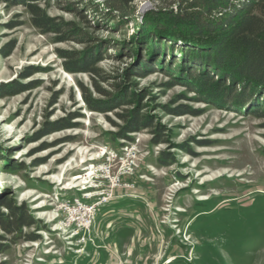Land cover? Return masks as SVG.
<instances>
[{
    "label": "rangeland",
    "instance_id": "374dc122",
    "mask_svg": "<svg viewBox=\"0 0 264 264\" xmlns=\"http://www.w3.org/2000/svg\"><path fill=\"white\" fill-rule=\"evenodd\" d=\"M176 1L137 0L138 18L122 21L103 0H39L63 29L43 34L24 5L0 0V198L26 206L38 222L20 238L0 232L7 240L0 264H264V94L244 106L221 101L183 74L187 43L162 40L157 21L147 26L156 39L141 31L145 14L177 11ZM146 3L151 8L141 14ZM91 54L102 60L94 74L65 70ZM14 88L26 91L8 96ZM134 113L153 127L118 138L121 117ZM75 114L76 128L38 139ZM106 146L130 147L126 163L137 167L124 183L134 187L117 188L93 227L76 236L59 209L97 188L100 176L81 185ZM160 158L175 163L165 167ZM32 235L39 239L28 241Z\"/></svg>",
    "mask_w": 264,
    "mask_h": 264
},
{
    "label": "trees",
    "instance_id": "16d2710c",
    "mask_svg": "<svg viewBox=\"0 0 264 264\" xmlns=\"http://www.w3.org/2000/svg\"><path fill=\"white\" fill-rule=\"evenodd\" d=\"M7 3L24 5L32 15V24L43 34H61L62 25L36 4L39 0H3ZM137 0H103L102 6L108 15H117L122 21L138 18ZM177 11L171 8H162L148 12L143 16L140 27L145 34L156 39V33H160L165 39L176 41L180 39L187 43L181 48L185 55L183 62V74L192 82L201 85L204 92L213 88L214 93L221 101L224 99L236 100L240 106L252 101L255 95L264 94V0H177ZM114 19V18H113ZM157 21L154 30L147 28L150 23ZM148 31H151L150 33ZM155 33V34H154ZM60 42L67 41L65 38ZM171 40V41H172ZM162 43V42H161ZM154 44V43H153ZM162 45L155 48V53L162 52ZM14 50V46L8 52V57ZM174 51V50H173ZM61 57L68 59L65 54ZM192 60V62H191ZM102 60L94 54L79 58L74 64H65L67 72L95 73V67ZM176 62V61H175ZM153 67L151 63L145 64ZM32 71L29 75L36 74ZM17 90L16 88H14ZM26 89H18L9 93L15 96ZM201 91V90H200ZM132 97V96H129ZM251 99V100H250ZM89 108L95 112L101 111L86 99ZM57 99L52 102V106ZM131 103L130 98L116 107L102 110L103 113L113 112L122 105ZM188 114L182 112V115ZM81 116L78 114L68 119L59 120L49 124V127L41 137L76 128L74 123ZM263 117V116H260ZM125 128L123 134H117L118 138L130 140V134L153 127L149 120L140 113H134L130 119L121 117ZM155 145L162 142H153ZM161 165L169 167L174 159L160 158ZM45 161L35 163V166L44 164ZM19 172L25 171L24 166L17 168ZM6 210V213L2 212ZM38 227V222L30 215L26 206L18 207L5 197L0 198V232L13 238L23 237V230ZM6 236L0 235V254L5 253ZM26 237V236H25ZM28 241H37L38 235L27 237Z\"/></svg>",
    "mask_w": 264,
    "mask_h": 264
},
{
    "label": "built area",
    "instance_id": "2783aa9c",
    "mask_svg": "<svg viewBox=\"0 0 264 264\" xmlns=\"http://www.w3.org/2000/svg\"><path fill=\"white\" fill-rule=\"evenodd\" d=\"M120 151H116L109 146L104 147L97 155L96 159L92 161H101L99 165L93 164L88 169L87 174L92 173V181L99 178L100 182L97 184V188L91 187L94 192H81L79 199H71L63 202L59 209V212H65L69 215L68 228L76 230V236L81 232L87 231L93 227L97 214L102 208H104L114 198L117 188L126 187L133 188L134 185L126 184L125 176L133 178L136 172V161L132 160L130 164H127L129 157L131 156L130 147L121 148ZM123 151V152H122ZM131 159V158H130ZM113 163L122 165L123 172L115 173ZM94 177V178H93ZM107 183L108 186H105ZM95 189H98L96 192ZM73 190V189H70ZM94 193V194H93ZM75 236V237H76Z\"/></svg>",
    "mask_w": 264,
    "mask_h": 264
},
{
    "label": "bare ground",
    "instance_id": "6f19581e",
    "mask_svg": "<svg viewBox=\"0 0 264 264\" xmlns=\"http://www.w3.org/2000/svg\"><path fill=\"white\" fill-rule=\"evenodd\" d=\"M151 8V5L149 4V3H146V4H142V6H141V11H143V12H146V11H148L149 9ZM84 156V155H83ZM84 164H85V162H83ZM86 177V181H83V184L81 185V186H85V185H88L90 182H89V179L91 178V174L88 176H85ZM84 180V176L82 177V176H76V178L74 179V181L76 182V183H78V181H81V180ZM63 180V179H62ZM59 181H61V178L59 179ZM75 183V184H76ZM60 184H61V186H63V182L61 181L60 182ZM74 184V185H75ZM80 186V187H81ZM73 187V186H72ZM65 188V190H69V189H73V188ZM77 187H79V186H77ZM76 186L74 187V188H77Z\"/></svg>",
    "mask_w": 264,
    "mask_h": 264
},
{
    "label": "water",
    "instance_id": "95a60500",
    "mask_svg": "<svg viewBox=\"0 0 264 264\" xmlns=\"http://www.w3.org/2000/svg\"><path fill=\"white\" fill-rule=\"evenodd\" d=\"M146 12H147V11H146ZM140 13H141V14H144L145 12H143V11L140 10Z\"/></svg>",
    "mask_w": 264,
    "mask_h": 264
}]
</instances>
